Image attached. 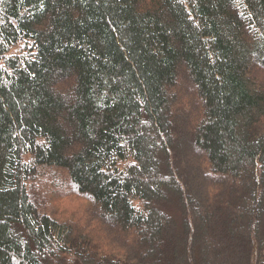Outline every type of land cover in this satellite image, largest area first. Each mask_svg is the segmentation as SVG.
Segmentation results:
<instances>
[{
  "label": "trees",
  "instance_id": "16d2710c",
  "mask_svg": "<svg viewBox=\"0 0 264 264\" xmlns=\"http://www.w3.org/2000/svg\"><path fill=\"white\" fill-rule=\"evenodd\" d=\"M0 264H264V0H0Z\"/></svg>",
  "mask_w": 264,
  "mask_h": 264
},
{
  "label": "rangeland",
  "instance_id": "374dc122",
  "mask_svg": "<svg viewBox=\"0 0 264 264\" xmlns=\"http://www.w3.org/2000/svg\"><path fill=\"white\" fill-rule=\"evenodd\" d=\"M83 202V199L74 197L72 195L67 194L63 198H56V201L54 202V214L56 216H60L61 214L65 213L68 210L75 209L77 206L81 205ZM84 203V202H83ZM66 210V211H65Z\"/></svg>",
  "mask_w": 264,
  "mask_h": 264
}]
</instances>
